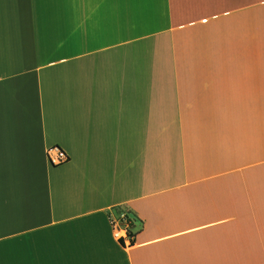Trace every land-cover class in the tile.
I'll list each match as a JSON object with an SVG mask.
<instances>
[{"label": "crops", "instance_id": "crops-1", "mask_svg": "<svg viewBox=\"0 0 264 264\" xmlns=\"http://www.w3.org/2000/svg\"><path fill=\"white\" fill-rule=\"evenodd\" d=\"M263 111L264 0H0V264H264Z\"/></svg>", "mask_w": 264, "mask_h": 264}, {"label": "built area", "instance_id": "built-area-1", "mask_svg": "<svg viewBox=\"0 0 264 264\" xmlns=\"http://www.w3.org/2000/svg\"><path fill=\"white\" fill-rule=\"evenodd\" d=\"M45 156L51 166H60L68 161L67 154L57 146L48 147ZM132 221L133 219L126 210L117 211L109 218L113 238L121 242L125 248H130L133 244V235L130 229Z\"/></svg>", "mask_w": 264, "mask_h": 264}, {"label": "trees", "instance_id": "trees-1", "mask_svg": "<svg viewBox=\"0 0 264 264\" xmlns=\"http://www.w3.org/2000/svg\"><path fill=\"white\" fill-rule=\"evenodd\" d=\"M130 214V213H129ZM131 218H132V216H130ZM133 219V218H132ZM132 235H133V233H132Z\"/></svg>", "mask_w": 264, "mask_h": 264}, {"label": "rangeland", "instance_id": "rangeland-1", "mask_svg": "<svg viewBox=\"0 0 264 264\" xmlns=\"http://www.w3.org/2000/svg\"><path fill=\"white\" fill-rule=\"evenodd\" d=\"M264 112V111H263ZM263 124H264V121H263Z\"/></svg>", "mask_w": 264, "mask_h": 264}]
</instances>
